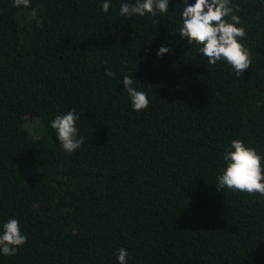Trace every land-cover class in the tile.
<instances>
[{
  "label": "trees",
  "instance_id": "trees-1",
  "mask_svg": "<svg viewBox=\"0 0 264 264\" xmlns=\"http://www.w3.org/2000/svg\"><path fill=\"white\" fill-rule=\"evenodd\" d=\"M13 2L0 0V233L16 218L27 242L0 264H119L121 247L128 264H264V196L215 184L233 139L264 154V0H232L242 77L181 38L183 0L155 17L122 16L130 0ZM71 109L84 142L68 153L50 122Z\"/></svg>",
  "mask_w": 264,
  "mask_h": 264
},
{
  "label": "clouds",
  "instance_id": "clouds-1",
  "mask_svg": "<svg viewBox=\"0 0 264 264\" xmlns=\"http://www.w3.org/2000/svg\"><path fill=\"white\" fill-rule=\"evenodd\" d=\"M184 7L181 12L182 26L178 29L181 38L187 40L189 45H197L198 52L207 57L208 63L215 66L218 61L224 60L242 77L245 70L251 66L252 53L241 43L247 36L246 30L241 26V17L236 14L232 0H183ZM31 7L30 0H14L13 7ZM109 0L102 5L103 11L108 12ZM238 8V6H236ZM169 0H134L122 3L119 12L122 16H144L150 14L155 17L157 13L167 14ZM32 19L36 18V11L30 13ZM170 51L163 44L157 52L162 56ZM105 75L115 77L111 69ZM122 83L128 93L132 108L139 112L149 106V93L139 91L134 87L133 75L126 73ZM80 116L75 109L64 115H57L50 126L56 131L57 139L64 151L71 153L81 147L84 138L78 135L77 121ZM225 167L217 176V189L247 192L264 196V154L254 147L245 145L241 139H233L230 148L223 153ZM27 242L19 226V220L10 218L2 226L0 233V252L5 256L15 255L18 248ZM119 264H128V252L121 247L118 250Z\"/></svg>",
  "mask_w": 264,
  "mask_h": 264
},
{
  "label": "rangeland",
  "instance_id": "rangeland-1",
  "mask_svg": "<svg viewBox=\"0 0 264 264\" xmlns=\"http://www.w3.org/2000/svg\"><path fill=\"white\" fill-rule=\"evenodd\" d=\"M27 125L35 135L42 130V126L37 118H27Z\"/></svg>",
  "mask_w": 264,
  "mask_h": 264
}]
</instances>
